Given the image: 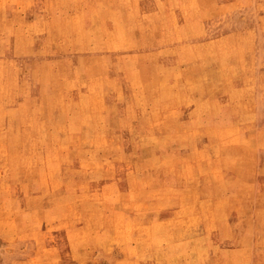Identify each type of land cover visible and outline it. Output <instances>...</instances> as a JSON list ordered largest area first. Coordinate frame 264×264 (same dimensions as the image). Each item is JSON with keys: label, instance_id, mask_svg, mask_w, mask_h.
<instances>
[{"label": "rangeland", "instance_id": "1", "mask_svg": "<svg viewBox=\"0 0 264 264\" xmlns=\"http://www.w3.org/2000/svg\"><path fill=\"white\" fill-rule=\"evenodd\" d=\"M0 264H264V0H0Z\"/></svg>", "mask_w": 264, "mask_h": 264}, {"label": "bare ground", "instance_id": "2", "mask_svg": "<svg viewBox=\"0 0 264 264\" xmlns=\"http://www.w3.org/2000/svg\"><path fill=\"white\" fill-rule=\"evenodd\" d=\"M146 96V95H145Z\"/></svg>", "mask_w": 264, "mask_h": 264}]
</instances>
